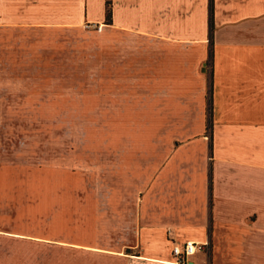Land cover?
I'll return each mask as SVG.
<instances>
[{
  "label": "crops",
  "instance_id": "1",
  "mask_svg": "<svg viewBox=\"0 0 264 264\" xmlns=\"http://www.w3.org/2000/svg\"><path fill=\"white\" fill-rule=\"evenodd\" d=\"M3 54L110 121L108 206L41 243L60 264H264V0H0Z\"/></svg>",
  "mask_w": 264,
  "mask_h": 264
},
{
  "label": "rangeland",
  "instance_id": "2",
  "mask_svg": "<svg viewBox=\"0 0 264 264\" xmlns=\"http://www.w3.org/2000/svg\"><path fill=\"white\" fill-rule=\"evenodd\" d=\"M43 58L0 57L3 264H60V249L41 243L65 242L69 211L107 207L112 188L110 121L77 118L78 106L62 101L67 89L50 86L52 74L36 69ZM12 60L19 70L6 66Z\"/></svg>",
  "mask_w": 264,
  "mask_h": 264
},
{
  "label": "built area",
  "instance_id": "3",
  "mask_svg": "<svg viewBox=\"0 0 264 264\" xmlns=\"http://www.w3.org/2000/svg\"><path fill=\"white\" fill-rule=\"evenodd\" d=\"M208 251V243H194L186 241L178 246H171L172 264H191L189 258L195 253H206Z\"/></svg>",
  "mask_w": 264,
  "mask_h": 264
},
{
  "label": "trees",
  "instance_id": "4",
  "mask_svg": "<svg viewBox=\"0 0 264 264\" xmlns=\"http://www.w3.org/2000/svg\"><path fill=\"white\" fill-rule=\"evenodd\" d=\"M105 6H106V8H107V6H108V0H105ZM107 18H108V13H107V11H106V20H107Z\"/></svg>",
  "mask_w": 264,
  "mask_h": 264
}]
</instances>
